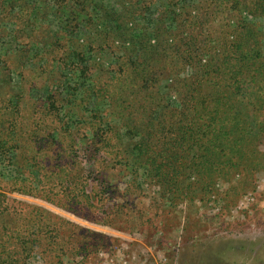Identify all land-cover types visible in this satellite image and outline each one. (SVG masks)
<instances>
[{
  "label": "rangeland",
  "instance_id": "obj_1",
  "mask_svg": "<svg viewBox=\"0 0 264 264\" xmlns=\"http://www.w3.org/2000/svg\"><path fill=\"white\" fill-rule=\"evenodd\" d=\"M15 1L3 0L0 6L11 11V2ZM135 1L93 0L92 24L80 15L84 22L78 41L84 50L90 43L95 48L102 43L95 28L104 34L109 27L118 26L105 17L99 5L121 12ZM258 1L155 0L148 10L142 8L139 15L130 18L124 32L127 38L116 37L111 45L116 49L89 52L88 84L93 85L92 80L105 82V75L118 68L126 54L121 43L139 49L132 40L147 33L155 44L158 24L165 21L172 26L175 14L193 17L202 11L204 25L194 35L207 52L203 63L219 52L220 42L232 39L226 28L235 27L238 19L260 33L263 51L264 12L254 11ZM73 2L63 15L55 17L50 11L46 19L42 15L32 19L33 27L28 29H40L39 40L43 37L50 42L55 38L52 35L65 29L71 12L82 10L78 5L72 7ZM140 2L143 5V0ZM36 6L42 8L44 3L37 2ZM171 8L175 14L167 17ZM13 21L23 27L17 17ZM15 28L13 23L0 22V31H5L0 33V142L13 144L0 158V250L6 254L11 251L14 264H264V138L257 146L260 166L252 174L234 171L212 179L210 189L202 190L199 178L193 175L199 154L182 153V182L174 185L171 175L162 172L169 171L164 156L158 161H163L164 167L157 172L150 163L153 157L142 154L145 147L158 154L162 142L153 135L145 139L144 122L148 117L136 109L150 106L158 123L168 121L167 114L181 110L182 104L171 89L175 77L158 72L159 83L149 90L161 99L156 110L142 96L123 102L120 109L105 103L97 114H92L95 109L85 112L72 108L71 100L59 121H52L55 115L38 112L41 98L37 88H44L50 78L43 66L48 53L44 61L32 60L37 51L29 53L30 62L18 58L25 47L15 38ZM29 42L26 38L27 48ZM27 48L23 52L30 50ZM11 54L15 62L10 60ZM99 63L104 71L96 68ZM196 70L190 65L179 78L193 81ZM3 79H10V85L6 86ZM203 85L210 93L206 80ZM24 88L26 97H32L29 102L21 98ZM15 95L21 100L10 99ZM9 99L19 105L18 125H9L15 107ZM97 120L102 125L99 129ZM15 209L24 211L16 213Z\"/></svg>",
  "mask_w": 264,
  "mask_h": 264
},
{
  "label": "trees",
  "instance_id": "obj_2",
  "mask_svg": "<svg viewBox=\"0 0 264 264\" xmlns=\"http://www.w3.org/2000/svg\"><path fill=\"white\" fill-rule=\"evenodd\" d=\"M70 1H74L72 7L78 5L82 10L79 13L72 11L70 14L72 18L64 26L65 29L57 36L52 35L55 38L50 42H45L43 37L39 40L40 29L34 32L28 29L33 27L31 20L39 18L40 15L43 19L48 17L50 11H54L55 17L63 15ZM37 2H43L44 6L42 8L36 6ZM154 2L155 0H143V5H140V0H137L130 8L127 7L121 12L99 5L104 9L105 17L117 22L118 26L114 29L109 27L108 32L104 34L95 28V33L101 36L102 43L97 48L90 43L87 50H84V45L79 44L78 39L82 32L81 24L84 21L92 24L93 14L90 5L92 6L93 0H17L11 2L13 8L11 11H7L6 6H0V22L15 24L16 28L13 30L15 38H18L25 48H27L24 44L25 39H30L27 44H30L27 48L30 50L23 52L25 49L23 48L18 58H25L24 60L30 62L29 53L37 51L32 60L36 58L44 61L48 53L46 65L43 66L44 73L50 78L47 79L48 83L44 88H37L41 98L38 112L43 115H55L56 120L52 121H59L61 111H65L67 102L71 100L72 103L69 105H72V108L85 112L95 109L92 114H97V111L102 110L101 105L105 103H109L112 108L120 109L125 101L142 96L147 98L156 110L161 99L158 95L149 93V90L158 85L157 74L160 71L163 75L175 77L171 89L178 94L182 104L181 110L168 113V121L162 120L160 123L157 122L156 114H153L150 106L136 109L148 117L144 122L145 139L149 140L153 135L155 140L162 142V151L158 154L150 153L148 147H145L144 152L141 150L142 154L153 157L150 163L156 166L155 171L160 172L164 167L163 161L158 163L164 156L169 171L165 169L162 172L171 175L174 185L181 184L180 174L184 171L185 159L182 153L187 156L193 152L195 155L199 154L197 162L193 164V175L199 178L202 190L210 189L212 179L234 171L252 174L260 166L257 160V146L264 138V50L260 48V33L242 19L237 20L235 27L226 28V34L232 39L225 38L220 42L219 52L212 54L211 58L203 63L202 57L207 52L200 48L194 35L204 25L205 17L203 20L200 18L202 11L196 16L190 17L188 14L187 17L184 14H175L171 8L165 15L168 17L169 13L175 14L173 20V23H176L175 28L173 23L168 27L165 21H161L156 30L155 44L151 43L147 33H141L132 40L133 43L139 44V49L128 48L121 43V48L126 54L118 68L105 75V78H108L105 82L97 84L92 80L93 85L88 84L91 74L88 68L89 52L92 54L97 50L106 49L105 47L116 49L111 45L116 37L127 38L124 32L128 31L127 23L130 18L139 15L138 12L142 8L148 10ZM240 5L242 4L239 3L238 6ZM254 11L264 12V0L256 3ZM12 13L16 16H12ZM81 13L86 16V20H81ZM180 15L184 16V19ZM14 17L22 22V28L13 21ZM0 33L5 34V31L2 29ZM40 43H43L42 48L39 46ZM35 47L36 49H33ZM9 58L13 62L16 61L12 54ZM190 65L197 69L193 75L194 80L180 79V72ZM51 66L54 68H50ZM95 66L104 71L102 64ZM14 69L17 73V68ZM203 78L209 84L207 89H210V93H206L208 90L203 85L204 80H201ZM118 81L120 82L116 85ZM2 82L6 86L10 85V79L8 82L3 79ZM27 94L25 88L21 90V98L23 96L29 102L32 97H26ZM15 97L20 98L15 95L10 99L13 100ZM10 99L9 103L15 107L12 108L9 125H18L19 105ZM97 122L99 129L102 125L99 126V120ZM12 146V143L7 146L0 142V158ZM2 204L0 195V205ZM22 211L24 210L15 209L16 213ZM34 228L40 229L36 224ZM14 261L11 251L6 254L0 250V264H14Z\"/></svg>",
  "mask_w": 264,
  "mask_h": 264
}]
</instances>
